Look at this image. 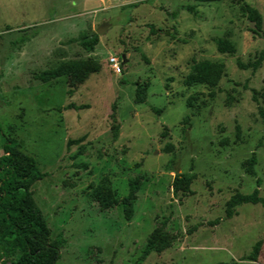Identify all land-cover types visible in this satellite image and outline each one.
Segmentation results:
<instances>
[{
	"label": "rangeland",
	"instance_id": "374dc122",
	"mask_svg": "<svg viewBox=\"0 0 264 264\" xmlns=\"http://www.w3.org/2000/svg\"><path fill=\"white\" fill-rule=\"evenodd\" d=\"M242 2L262 15L257 33ZM96 33L89 51L83 34ZM219 39L237 52L220 53ZM262 51L264 0H0V156L4 135L15 138L47 173L32 189L51 240L68 239L57 264H264V205H239L227 216L234 195L258 188L264 198L263 103L253 99V89H264ZM112 55L127 58L121 75ZM73 59L98 68L78 88L66 77L37 79ZM203 59L226 65L214 98L208 86L184 83ZM238 59L260 64L239 68ZM147 83V100L137 103V86ZM253 155L255 175L246 169ZM177 172L193 180L175 194ZM137 176L131 220L122 204L101 210L90 196L107 177L124 197ZM159 228L171 245L143 258ZM258 240L259 258L250 261Z\"/></svg>",
	"mask_w": 264,
	"mask_h": 264
},
{
	"label": "trees",
	"instance_id": "16d2710c",
	"mask_svg": "<svg viewBox=\"0 0 264 264\" xmlns=\"http://www.w3.org/2000/svg\"><path fill=\"white\" fill-rule=\"evenodd\" d=\"M198 2H214L222 0H196ZM184 9L191 13H197L196 6L184 5ZM240 11L253 22L257 33L262 28V15L260 11L242 2ZM175 15V14H173ZM99 42V35L96 33L90 39L83 34L82 44L89 51H94L95 45ZM217 49L220 53L234 55L237 52L236 44L228 39H219ZM264 56L262 51L261 58ZM260 60L252 64H244L237 60L239 68L252 66L257 69ZM226 65L220 60L203 59L194 61L191 71L185 78V84L192 87L198 84L211 88L209 96H216V88L225 75ZM98 68L85 60H68L60 64L49 67L37 74V79L43 83L66 77L69 85L76 89L83 84L89 76L96 72ZM149 84L138 85L136 89L137 103H144L147 100ZM262 99L263 105L259 107V115L264 128V89L258 91L253 89V99ZM199 94L190 96L187 99L188 107L196 108ZM69 107H76L70 104ZM113 105V110H115ZM158 113L163 112V108H153ZM2 127L0 125V133ZM227 141V140H226ZM3 154L0 156V264H57L61 257V249L68 243L64 233H59L54 240H51V228L47 219L37 203L33 186L47 176L41 171L36 158L22 151L15 138L4 135L2 144ZM256 158L253 155L247 162V172L255 175L254 165ZM193 176L187 173L177 172L172 183L173 192L178 194L184 185L192 183ZM259 183V181H258ZM142 185V176L132 179L129 184V192L121 197L118 191L112 186L110 179L104 178L94 187L90 196L92 200L98 202L101 210L123 205L124 216L131 220L135 214L134 204ZM246 203L264 205V198L260 196L259 189L256 188L250 194H238L231 197L227 206V216L234 215V209ZM171 240L162 228L157 229L149 238L144 251L143 258L153 252H161L171 245ZM263 245L262 240H258L247 259L257 261Z\"/></svg>",
	"mask_w": 264,
	"mask_h": 264
},
{
	"label": "built area",
	"instance_id": "2783aa9c",
	"mask_svg": "<svg viewBox=\"0 0 264 264\" xmlns=\"http://www.w3.org/2000/svg\"><path fill=\"white\" fill-rule=\"evenodd\" d=\"M109 64L115 74L121 75L123 73L122 58L118 55H112L109 58Z\"/></svg>",
	"mask_w": 264,
	"mask_h": 264
},
{
	"label": "water",
	"instance_id": "95a60500",
	"mask_svg": "<svg viewBox=\"0 0 264 264\" xmlns=\"http://www.w3.org/2000/svg\"><path fill=\"white\" fill-rule=\"evenodd\" d=\"M110 25V23L108 22H105L103 23L99 28H98V34H102L106 29L107 27ZM127 61V58L125 57V55L123 56V64H125Z\"/></svg>",
	"mask_w": 264,
	"mask_h": 264
}]
</instances>
